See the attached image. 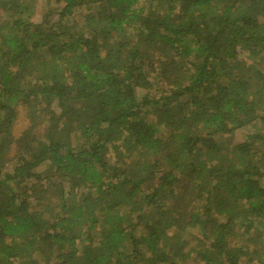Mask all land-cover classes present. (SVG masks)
I'll return each instance as SVG.
<instances>
[{
  "label": "trees",
  "instance_id": "trees-1",
  "mask_svg": "<svg viewBox=\"0 0 264 264\" xmlns=\"http://www.w3.org/2000/svg\"><path fill=\"white\" fill-rule=\"evenodd\" d=\"M0 10V264H264V0Z\"/></svg>",
  "mask_w": 264,
  "mask_h": 264
},
{
  "label": "rangeland",
  "instance_id": "rangeland-1",
  "mask_svg": "<svg viewBox=\"0 0 264 264\" xmlns=\"http://www.w3.org/2000/svg\"><path fill=\"white\" fill-rule=\"evenodd\" d=\"M1 12H2V10H0ZM40 11V10H39ZM40 14V12H38V11H36L35 12V15H39ZM21 116L23 117L19 122L21 123V124H23L24 125V122H25V124H27V120L25 119L24 120V115H23V113L21 114ZM236 136H237V138H238V136H239V134L238 133H236Z\"/></svg>",
  "mask_w": 264,
  "mask_h": 264
}]
</instances>
